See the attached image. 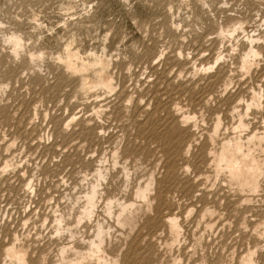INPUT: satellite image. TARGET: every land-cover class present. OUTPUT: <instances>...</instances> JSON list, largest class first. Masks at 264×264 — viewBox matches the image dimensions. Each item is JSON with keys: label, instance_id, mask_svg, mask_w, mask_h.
Here are the masks:
<instances>
[{"label": "rangeland", "instance_id": "1", "mask_svg": "<svg viewBox=\"0 0 264 264\" xmlns=\"http://www.w3.org/2000/svg\"><path fill=\"white\" fill-rule=\"evenodd\" d=\"M238 22L244 23V29H238L234 33H230L229 31L233 30ZM248 35H252L255 39L252 46H256L253 47L256 48L259 54L254 58L255 60L250 57V68L245 69L242 67L243 65H240L242 63L240 60L245 57V53L249 48V43L247 41ZM14 38L19 39V44H15ZM70 50L71 52L74 51L78 56V58L75 59V63L77 61H81L80 63L85 62V64L89 63V65L91 63L87 71H82V75L85 78H89L91 81L98 79V75L100 74L99 67L93 66V61L105 62V71L108 72V75L110 73L109 77L111 78V82H114L113 84L111 83L112 87L106 90V88L103 89L104 87L95 86L94 88L91 87L88 88V90L81 91V80L79 78L82 72L73 74L67 71L65 67L64 61H66V54ZM217 57L220 59L214 64ZM187 60L189 61L188 65L184 63ZM181 63L186 64V66ZM77 64H79V62H77ZM193 65L199 67L196 68ZM209 66H212V68L209 69L210 71L206 70ZM263 67L264 0H0V259L4 257L3 250L12 243H15V245L19 243L20 245H18L23 249L27 247L28 251H26L27 249L25 251L29 254L27 253L26 255L25 264H34L35 262V264H47L48 262V264H55V260L57 262L59 260L60 245L66 246L68 244L72 246L69 248V252L66 253V255L69 254L70 256H67L74 257L76 253L74 252L72 254L73 251L81 252V250H79L81 248L83 251L85 249L87 251L86 243L93 239L94 236L92 235H94L95 223L100 221L99 223L103 222L102 224L107 226L108 233L110 232V235L106 236L107 239L105 238L103 243L104 248L106 247L105 252L107 249L109 251L106 252L107 254L105 253L106 258L111 259V257H119L118 264H128L123 263V260L121 263V259L124 257L123 253L127 249L126 247H129L131 244L132 238L130 237H133L135 233L141 234L142 237L140 238L144 239V241L142 239L140 240V238L138 239L140 240L141 249L144 250L141 254L146 255L147 252H149L147 254L148 258L151 257V253L153 255L152 257L154 259L152 258L153 260L151 259L149 264H245L241 263V260L244 259L243 257H246L249 251L252 252V250L253 257L251 256V264H264V175L260 177V181H263L259 185L258 192H256L259 198L255 193L254 195L256 198L254 196V199H251L250 203L249 201L246 203L240 200L242 205L240 206L238 198L241 197L244 192H242L240 196V194H238L240 193L238 192L240 190H238V186L230 184L227 179L225 182V176L222 173L221 174L224 176L223 178L220 174L216 177L212 163L207 162V167L205 162L208 161L211 156L209 153V151L211 152L210 149L214 150L218 147L219 138L223 137L222 133L228 132L229 130L231 131L230 117L226 116L223 118L222 133L220 132L221 134H219L216 139L217 144L216 142L214 143L217 147L215 148V145L211 144L209 138L205 140L209 133L207 130L211 128L212 119L214 117L212 116V112L218 109V111L223 114L222 112L226 108L224 102L228 101L226 100L227 97H220V91H222L223 88L228 87L227 89L229 92H227V95H229V93L238 94L237 101L239 102L238 104L241 110L245 108L246 103L251 101L248 95L256 91L260 100L258 99L257 105L252 106L251 108L253 109L248 111L252 113V115L248 116V119H250L252 123L255 121L258 124L261 123L259 124L260 127L264 126V76H261L262 73V75H264ZM189 68L192 70L190 71ZM94 69L96 71H93ZM192 72L194 73L192 74ZM203 72H207V74ZM216 72H218V74H216ZM200 73L201 75L199 76ZM215 74L218 80L211 88L205 83H207L209 77L212 75L215 76ZM222 76L224 80L221 79ZM185 77L186 79H184ZM181 78H183V81ZM190 78H192V80ZM165 79L169 81L166 82ZM189 80L194 82L190 83ZM198 80L199 83H197ZM187 83L188 85H186ZM186 86H189V92H187L188 88ZM206 88H208L209 92L206 91ZM252 88L254 90H252ZM156 89L157 91L155 93H157V95L159 93V97L153 92ZM185 89L186 92L184 91ZM169 90L171 92H169ZM178 91L180 93L178 96L179 99L177 98L178 94H176ZM190 92L192 96H190ZM201 92H204L203 95L205 92H214L207 106V103L205 104L204 102L200 104L199 98L200 96L202 97ZM172 96H174V101L171 99L173 98ZM196 96L197 98H194ZM160 97L163 99L159 101ZM164 97L171 99L168 100L169 105H167V100L164 99ZM223 98L225 99L224 102H222ZM135 101L139 102L136 103ZM173 102L174 104L176 102L174 108L172 106L173 104H171ZM219 102H222V104L220 105ZM197 103L198 105H196ZM160 104L162 107H159ZM170 104L173 109L179 104V106H181L180 109H184V111L182 110L184 113H188L187 109H192L188 113L190 115L192 113V115L196 116L198 113L195 111L199 110L197 111L200 112L198 114L199 116L195 117V120L200 119V124H198L199 121H196L198 122L196 123V126L198 125L197 130L200 132L198 133L194 126L189 127L192 128L189 130H193V133L196 132V139L197 135H199L203 129L204 133L202 132L203 134L201 133L202 135H199L202 139L198 136V140L195 142L198 145L195 143L192 144V155L188 157L187 160H190L188 163L191 165L196 162H201V159H203V161L205 160L204 165L206 167L204 165L202 166L199 174L201 176L197 180V178L194 179L196 177V172L191 166L192 168L190 167V170L187 171L189 186L186 189H190L189 192L186 193L187 190H185L184 193L180 188H175L176 190L172 189L169 192L170 194L168 193L171 197L168 196L167 198L166 196V198L169 199L168 204L166 201L165 204L167 205H162L165 208L161 206L159 207L161 211H159L160 209H158L156 205L153 206V203L156 201L151 200V202H149L152 206L151 204L150 206L145 205V202L141 199V203H139V198H136L135 192L139 185L143 187L150 179V182L153 181L152 185L156 186V179H161L163 176V169L161 167L163 162L162 159L164 158L162 155L163 151L161 146L158 143L157 145L155 140L152 139V136L156 135V132H158L157 126L164 120H172V113L170 111L172 108H169ZM144 105L146 107H143ZM218 105L222 107V111ZM179 106L177 108H179ZM183 106H185V108ZM200 106H202V110ZM214 107L219 108L215 109ZM255 108L258 109L256 110ZM176 109L175 111H179V109ZM154 111L155 113L158 111L156 113L157 117L152 119V115L155 116ZM204 111H206V113L203 114ZM207 112L209 113L208 115ZM202 115L203 117L201 119ZM205 117L209 118L205 120ZM145 118L149 120L147 121ZM137 125L141 126L138 127ZM249 127L252 128L253 125H249ZM205 128L207 129L205 130ZM152 131L155 132L153 133ZM259 131L262 132L263 129L256 130V132ZM185 134L188 135L190 133L187 132ZM190 135L185 136L184 140L190 139L192 137V135ZM205 135H207V137ZM150 137L152 140H149ZM203 144H206L205 148H210L209 145H212L213 148L211 147L209 150H205ZM154 145L156 148H154ZM197 148L202 149V151L200 150L202 155L199 154ZM195 152L197 153L195 154ZM199 155L202 157L204 156V158H200ZM262 155V158H264V153H262ZM157 157L158 159H155ZM191 159L195 161L199 159V161L197 160L195 162ZM156 165L159 166L157 167ZM203 167L205 169H203ZM99 169V172L105 176L104 178L102 174L101 177H99L98 173H96ZM189 175L192 176L196 183L192 181V178H189ZM205 176L211 179H206L204 178ZM96 179L101 182L99 183ZM190 180L192 182H190ZM205 180H207L208 184L205 183ZM144 181H146V183H144ZM92 183L97 184L98 189L100 188L99 190L101 193L99 192L97 197V203L99 204H96L97 207L93 218L90 220L91 222L84 220V222L82 221L83 223L81 222L76 226L74 220L79 211L78 209L81 208L82 203H84V195ZM194 183L197 185H194ZM227 183H229V185ZM98 184L101 185L99 186ZM190 184L191 186L193 185V187H191L193 190L190 188ZM198 184L199 187L201 185L205 193L207 190V193L210 191L213 194H200L203 190L200 191L201 188L198 187ZM155 186H151L150 192H153L152 194L150 193L151 196L157 193V186ZM230 187H233L231 188L232 191H230ZM173 191H177V193ZM234 191H237L235 192L236 194L233 193ZM195 192L197 194H195ZM192 193H194V196ZM183 194L186 195L187 198H191V200L185 198ZM178 195L179 197L182 195V200ZM232 195L236 198L239 195L237 200L235 198V202H233L234 197ZM200 196L202 200H200ZM123 198L124 202L126 200L136 205H134V213L136 216L143 217L144 215L145 218L144 220H137L136 218L135 225H129L130 227L125 225V230L122 229L124 225L120 226L119 223L116 222L117 220H115V217H117V213L115 212L119 209L116 207L118 206L116 203H121ZM170 198H172L171 202H169ZM106 199L111 201L115 199L113 201L115 205H110L111 215H109L106 209ZM119 199L121 200L119 201ZM194 199L199 205H196ZM205 199H208V202ZM183 200H189L190 203L186 205L187 202L184 204L185 202ZM226 200H231V202H229L230 205H228V201ZM210 201L211 203L208 205ZM192 202H194V204ZM200 202L203 203L201 204ZM213 203L215 204L213 205ZM224 203L227 204L225 205ZM237 204H239L241 208L238 207ZM142 205L143 209L140 208ZM205 205L207 207L212 205L210 208L214 206L213 208L218 209L220 207L219 209H221L222 207L223 209L217 210L219 215L216 216L219 218L216 220V228L213 229V232L215 231L216 233L212 231L210 233L209 230H207L208 232L201 230V228L204 229V226H202L204 224L202 223L203 220L200 222L201 217L199 216L198 218L199 214L195 215L196 212L199 213V210L205 209ZM234 205L238 208L236 209V206L234 208ZM243 205L247 207L245 208ZM146 206L150 210L156 209L152 211L153 214L155 212L157 213L152 215V212L148 210ZM172 206L174 208H172L173 211L171 210ZM177 207L179 208L177 209ZM180 207L182 210H180ZM189 207L195 209L193 210ZM113 210L114 212H112ZM176 210H178L179 213L181 211L179 215L181 219L179 218V221L182 220L180 221V223L182 222L180 224V233L182 236L180 235V240L172 243L166 235L167 232L164 230L165 227L160 225L157 218L163 212L176 213L178 212ZM188 210H190L191 213L189 212L188 214ZM158 212H160V214ZM182 212L184 215L187 213V216H184ZM59 214H62L66 219V222L64 220L65 225H68V227L74 225L70 226L74 236H70L69 232L65 233L66 230H64V232L62 231L63 233L59 235L55 232V218ZM188 215L192 216L193 219H190ZM220 215L227 217H222ZM153 216H157L155 217L156 219ZM226 218L228 219L226 220ZM253 219L256 221L254 222ZM191 220L195 222L192 223ZM183 221H185L186 225L189 223L187 226L190 225L192 230L189 229V227L187 229ZM225 221L227 223H225ZM196 222L197 224H201L198 225L199 228L201 227L200 229L196 227L197 224L192 226V224ZM242 222L244 224H242ZM253 222L255 225H253ZM105 223L108 224L105 225ZM149 224L151 226H148ZM251 225H253L252 227H254V229L249 227ZM136 226H138L139 229ZM65 227L67 226H64V228ZM194 227H196L197 230ZM155 228L160 232H163L160 230L163 228L165 231V233H161L163 236ZM122 231L123 235L121 233ZM152 231L153 234L154 232L156 234L153 235ZM185 231L186 235H184ZM191 231L197 233L199 236L193 233L194 236L197 237L195 240L197 245L195 241H193L194 237L191 236L193 235ZM199 231L202 233L204 232V237L201 232V235H199ZM208 233H210L211 236ZM125 234L129 235L127 240L129 239L130 241H126ZM148 234L149 236H147ZM189 234H191V237H189ZM252 234L256 236L257 234L263 235H260L261 237H253ZM15 236H17V239H15ZM152 237H155L154 240H159V238L160 240H156L157 242L155 241V243ZM165 237L169 240H166ZM146 239H150V241ZM255 240L257 241L255 242ZM148 241L150 245L147 244ZM160 241L161 243H159ZM152 242L154 244H152ZM170 242L173 244V248L172 246L169 247V244L167 245L168 248H172V250L168 248L165 249L164 247H167L166 243ZM177 244H181L178 245V249L175 248ZM68 245L66 247H68ZM254 248H256V251ZM141 249L139 250L140 252L142 251ZM167 249L170 251L168 252ZM193 249L195 251H193ZM86 251L84 252L86 253ZM180 251L183 253H180ZM110 252L112 255L109 254ZM175 252H177L176 255ZM118 253H120L119 256ZM166 254L169 257H167ZM121 256L123 257L120 259ZM27 259L30 262H28ZM89 259L91 258H88V260L85 259V261H83L85 263L82 264H86L87 261L89 264L96 263L95 260L92 262V260L89 261ZM149 261L150 259L148 262ZM7 262L9 264L14 263L8 259L5 263L8 264Z\"/></svg>", "mask_w": 264, "mask_h": 264}, {"label": "bare ground", "instance_id": "2", "mask_svg": "<svg viewBox=\"0 0 264 264\" xmlns=\"http://www.w3.org/2000/svg\"><path fill=\"white\" fill-rule=\"evenodd\" d=\"M238 29H241V30H243L244 29V23L243 22H238L237 23V26L236 27H234L233 28V30H230L229 32L230 33H234L236 30H238ZM224 32V31H223ZM13 38V37H12ZM221 40V39H220ZM14 41H15V44L17 43V44H19V39L18 38H14ZM247 41H248V43H249V48H248V51L245 53V57L242 59V60H240V61H242V63L240 64L242 67H244L245 69H249L250 68V65H251V58L250 57H252V59H254L259 53H258V51L256 50V48H254V47H256V46H252V43L253 42H255V39L253 38V36L252 35H248L247 36ZM21 42V41H20ZM14 46H17V45H14ZM213 46V45H212ZM18 48V47H17ZM258 49V48H257ZM67 51V50H66ZM67 57H66V61H64L65 62V67H66V69H67V71H69L70 73H73V74H79L78 72H82V71H84V70H86L87 71V69H89V66L91 65V63H90V65H89V63L88 64H85V62H83V63H80L81 61H77V62H79V64H77V62L75 63V59H77L78 58V56H77V54L74 52V51H72L71 52V50L70 51H68L67 52ZM82 58V57H81ZM223 58V57H222ZM220 58L219 57H217L216 59H215V62H214V64H216L217 63V61L219 60ZM98 60V59H97ZM102 60V59H101ZM173 60V59H172ZM189 61H190V59H188ZM185 61L184 63H186L187 65H188V63H189V61ZM255 60V59H254ZM254 60H253V62H254ZM85 61V60H84ZM169 61H171V60H169ZM204 61V60H203ZM94 62V63H93ZM92 63H93V66H98L99 68V72H100V74L98 75V79H96V80H94V81H91V80H89V78H85L82 74H83V72L82 73H80L81 75H80V80H81V82H80V88H81V91H85V90H88V88H91V87H95V86H101V87H104L103 89H105L106 88V90L108 89H110L111 87H112V84L114 83H112L111 82V78L109 77V75H110V73H109V75H108V72H106L105 70V62H102V61H96V60H94ZM165 62V61H164ZM167 62V61H166ZM183 62V61H182ZM190 62H192V61H190ZM195 62V61H194ZM106 63H108V62H106ZM184 63H181L182 65L184 64ZM165 64V63H164ZM164 64H163V66H164ZM186 64H184L185 66H186ZM193 64V63H192ZM252 64H254V63H252ZM108 65V64H107ZM197 65V64H196ZM190 66H192V65H190ZM189 66V67H190ZM194 67H196L195 65H193ZM203 66V65H202ZM201 66V67H202ZM108 67V66H107ZM199 67V66H198ZM198 67H196V68H198ZM164 68V67H163ZM203 68V67H202ZM212 68V66H209V67H207L206 68V70H209V69H211ZM264 68V67H263ZM91 69H92V67H91ZM148 69V68H147ZM171 69H172V67H171ZM219 69V68H218ZM65 70V69H64ZM187 70V69H186ZM189 70H190V68H189ZM192 70V69H191ZM190 70V71H191ZM196 70V69H195ZM202 70V69H201ZM205 70V71H206ZM85 71V72H86ZM93 71H96L95 69L93 70ZM149 71V70H148ZM194 71V70H193ZM204 71V70H203ZM210 71V70H209ZM248 71V70H247ZM250 71H251V69H250ZM260 71H262V70H260ZM168 72V71H167ZM175 72V71H174ZM184 72V71H183ZM196 72H197V70H196ZM220 72V71H219ZM249 72V71H248ZM264 72V71H263ZM152 73V72H151ZM177 73V72H176ZM188 73V72H187ZM194 72H192V74H193ZM204 73V72H203ZM206 74H207V72H205ZM204 73V74H205ZM94 74V73H93ZM216 74H218V72H216ZM215 74V76H211V77H209L208 78V81H207V83H205V84H208V86L209 87H213V85H214V83L218 80L217 79V75ZM259 74H261V73H259ZM263 74V73H262ZM261 74V76H264V75H262ZM96 75V74H95ZM201 75V73L199 74V76ZM203 75V74H202ZM250 75V74H249ZM86 76V75H85ZM177 76V75H176ZM188 76H189V74H188ZM188 76H187V78H188ZM193 76V75H192ZM210 76V75H209ZM191 77V76H190ZM204 77V76H203ZM207 77V76H206ZM221 77V76H220ZM94 78H96V77H94ZM93 78V79H94ZM177 78V77H176ZM179 78V77H178ZM196 78V77H195ZM226 78V77H225ZM260 78V77H259ZM159 79V78H158ZM161 79V78H160ZM163 79V78H162ZM174 79V78H173ZM172 79V80H173ZM184 79H186V77L184 78ZM191 80H192V78H190ZM205 79H207V78H205ZM221 79H223V76H222V78ZM264 79V78H263ZM262 79V80H263ZM181 80L183 81V78H181ZM188 80V79H187ZM193 80H194V77H193ZM203 80V79H202ZM201 80V81H202ZM224 80V79H223ZM226 80H228V79H226ZM156 81V80H155ZM165 81L167 82V81H169V80H166L165 79ZM195 81H196V79H195ZM204 81V80H203ZM189 82L190 83H193L194 81H190L189 80ZM221 82V81H220ZM226 82V81H225ZM225 82H224V84H225ZM112 83V84H111ZM125 83V82H124ZM161 83V82H160ZM169 83V82H168ZM184 83H185V80H184ZM197 83H199V80L197 81ZM204 84V83H203ZM217 84V83H216ZM221 84H222V82H221ZM230 84V83H229ZM242 84V83H241ZM164 85V84H163ZM167 85V84H166ZM184 85V84H183ZM186 85H188V83L186 84ZM198 85V84H197ZM196 85V86H197ZM220 85V84H219ZM218 85V86H219ZM227 85V84H226ZM258 85V84H257ZM260 85V84H259ZM77 86V85H76ZM158 86V85H157ZM162 86V85H161ZM189 86H190V84H189ZM189 86H186L187 88L189 87ZM192 86V85H191ZM199 86V85H198ZM218 86H216V87H218ZM101 87H99V88H101ZM115 87V86H114ZM149 87V86H148ZM179 87V86H178ZM177 87V88H178ZM184 87V86H183ZM185 87V88H186ZM194 87V86H193ZM253 87V86H252ZM259 87V86H258ZM264 87V86H263ZM74 88V87H73ZM79 88V89H80ZM97 88V87H96ZM175 88V87H174ZM173 88V89H174ZM176 88V89H177ZM186 88V89H187ZM195 88V87H194ZM210 88V89H211ZM228 87H225V88H223L222 89V91H220V97L221 96H226L227 97V99L226 100H228L226 103L224 102V98H223V101L222 102H224V104H226V108H225V110L222 112L223 114H221L219 111H218V109L217 108H219V107H214L215 109H217V110H215V111H213L212 112V116H214L213 117V119H212V123H211V128L210 129H208L207 131H209V133L207 134L208 135V137H207V135H205L207 138L205 139V140H208V138H209V141L211 142V144L213 145L215 142H216V139H217V137L219 136V134H221L222 132H221V130H222V123H223V118H225L226 116H228V117H230V128H231V131L229 130L228 132H225V133H222L223 134V137H221V138H219L220 140L218 141V147L215 145V148L216 149H214V150H212V149H210L211 147H212V145H209V147L210 148H205V145L203 144V146H204V148H205V150L206 149H210L211 150V152L209 151V153L211 154V156H210V158H209V160L208 161H205L206 162V166L208 167V164H207V162H210V163H212V165H213V167H214V171H215V176L217 177L219 174L220 175H224L225 176V182H226V179H227V181L230 183V184H232V185H235V186H238V192H240V193H238V194H240V196L241 197H239L238 198V196H237V198L239 199V201L241 200V201H245L246 203H248V201H249V203H250V200L252 199H254L253 197L255 196L254 194L256 193V192H258L257 190H258V188H259V185L261 184V182L263 181H260V177L262 176V175H264V158H262V153H264V126H261L260 127V125L259 124H261V123H256V121L255 122H253L252 123V121H250V119H248L249 117V115H252V113H249L248 111L250 110V109H253V108H251L252 106H256L257 105V101H258V99L260 98L259 97V95L256 93V91L255 92H252V94L251 93H249V94H251V95H248V96H250V99L249 100H251L249 103H246L245 104V108H243V110H241L240 108H239V102L237 101L238 100V94L236 93V94H230L229 93V95H227V92H229V90L227 89ZM113 89V88H112ZM153 89V88H152ZM160 89V88H159ZM186 89L184 90L185 92H186ZM193 89V88H192ZM203 89V88H202ZM207 90L206 91H208L209 92V90H208V88H206ZM165 90V89H164ZM204 90V89H203ZM228 90V91H227ZM252 90H254L253 88H252ZM112 91V90H111ZM153 91V90H152ZM157 91V89L155 90V91H153L154 93ZM166 91V90H165ZM173 91H176V90H173ZM213 91V90H212ZM215 91V90H214ZM148 92V91H147ZM159 92V91H158ZM162 92V91H161ZM160 92V93H161ZM169 92H171L170 90H169ZM187 92H189V88H188V91ZM192 92V91H191ZM189 93L190 94V96H192L191 94L192 93ZM208 92H205V94L203 95V93L204 92H201V94H202V97L200 96V98H199V100H200V104H202V102H204L205 104H206V106L208 105V102L211 100L210 98H212L211 97V95H212V93H214V92H212V93H208ZM125 93V92H124ZM82 94V93H81ZM176 94H178L177 95V98L179 99V91H178V93L176 92ZM187 94V93H186ZM110 95V94H109ZM151 95V94H150ZM149 95V96H150ZM155 95H157V93H155ZM166 94L164 93V96H165ZM169 95H170V93H169ZM185 95V94H184ZM123 96V95H122ZM158 97H159V93H158V95H157ZM181 96V95H180ZM199 96V95H198ZM124 97V96H123ZM154 97V96H153ZM153 97H152V99H153ZM166 97V96H165ZM164 97V99H166L167 100V102L166 101H164V102H166L167 103V105H169L168 104V100H173L174 99V96H172L173 98H171V99H167V98H165ZM215 97V96H214ZM219 97V96H218ZM217 97V98H218ZM181 98V97H180ZM183 98V97H182ZM194 98H197V96L196 97H194ZM146 99V98H145ZM151 99V100H152ZM160 99H163V98H159V101H160ZM176 99V98H175ZM187 99V98H186ZM190 99V98H189ZM192 99V98H191ZM215 99H216V97H215ZM240 99V98H239ZM243 99V98H242ZM150 100V101H151ZM156 100V99H155ZM244 100V99H243ZM260 100V99H259ZM154 101V100H153ZM158 101V102H159ZM174 101V100H173ZM176 101H178V100H176ZM194 101V100H193ZM241 101V100H240ZM136 102V101H135ZM137 102H139V101H137ZM136 102V103H137ZM170 102V101H169ZM172 102V101H171ZM183 102V101H182ZM187 102V101H186ZM189 102V101H188ZM197 102V101H196ZM195 102V103H196ZM222 102H219L220 103V105L222 104ZM126 103V102H125ZM129 103V102H128ZM135 103V104H136ZM148 103V102H147ZM163 103V102H162ZM165 103V104H166ZM218 103V104H219ZM260 103V102H259ZM134 104V103H133ZM158 104V103H157ZM156 104V105H157ZM171 104H173L172 106H173V108H174V106H175V104H176V102H175V104H174V102L173 103H171ZM171 104H170V106H169V108L171 107ZM180 104V103H179ZM179 104H178V106H179ZM217 104V103H216ZM137 105V104H136ZM140 105V104H139ZM143 105V104H142ZM156 105H154V106H156ZM181 105V104H180ZM183 105V104H182ZM196 105H198V103L196 104ZM259 105V104H258ZM161 106V104L159 105V107ZM177 106V107H178ZM194 106V105H193ZM217 106V105H216ZM143 107H146L145 105L143 106ZM157 107V106H156ZM162 107V106H161ZM164 107V106H163ZM166 107V106H165ZM176 107V108H177ZM184 108H185V106H183ZM182 107V108H183ZM201 108V110H202V106H200ZM224 107V106H223ZM258 107V106H257ZM98 108V107H97ZM153 108V107H152ZM158 108V107H157ZM172 108V107H171ZM170 108V109H171ZM168 109V110H170L171 111V113H172V120L170 121V120H168V121H166V120H164L160 125H158L157 126V131L158 132H156V135L155 136H152V134H151V136H152V139L153 140H155V142H156V144L158 143L160 146H161V148H162V151H163V154L162 153H160V154H162L163 155V162H162V169H163V176H162V178L161 179H156L157 180V193L155 194V195H153V196H151L150 195V190H151V186H155V185H152L153 184V181H151L150 182V180H148V182L146 183V181H147V179H148V177H147V179H146V181H144V183H146L143 187H141L140 185H139V187H138V189L136 190V192H135V196H136V198H139V203H141L140 202V199L141 200H143L144 202H145V205H149L150 206V204L151 203H149V202H151V200H153V201H156L155 203H153L154 205L153 206H157L158 207V209H160L159 207H161L162 205H164L165 203H166V201H167V204H168V200L169 199H167L168 198V193L172 190V189H175V188H180L181 190H183L184 191V193H185V190H187V192L186 193H188L189 192V190L190 189H186V188H188V184H189V182H188V180H187V171L188 170H190L189 168L192 166L193 167V170L196 172L195 174H196V177L194 178V179H196L197 178V180L200 178V176L201 175H199L200 174V169L202 168V166L204 165V161H203V159H201V162H196L197 160L199 161V159H197L196 161L194 160V159H191V160H194L196 163H193V164H189L188 162L190 161V160H187V158L188 157H190L191 155H192V144L193 143H195L196 142V140H198V136L203 132L204 133V129L202 130V129H199V130H202L201 131V133L199 134V135H197V139H196V136H195V133L196 132H192L193 130H189V129H192V128H189V127H191V126H194L195 128H196V131H198L197 129V127H198V125L196 126V123H198V122H196V121H199V123L198 124H200V119H198V118H196V119H198V120H195V117H197V116H199L198 114L200 113V112H197V111H199V110H197V111H195L196 113H198L196 116L195 115H192V113H191V115L190 114H188L189 113V111H191V110H188L187 109V111H188V113L186 112V113H184V112H182V110L184 111V109H180L181 108V106H179V108H177V109H179V111H175V109ZM196 108V107H195ZM198 108H199V106H198ZM204 108V107H203ZM100 109V108H99ZM114 109V108H113ZM145 109V108H144ZM147 109V108H146ZM154 109V108H153ZM153 109H151V110H153ZM156 109V108H155ZM162 109V108H161ZM164 109V108H163ZM176 109V110H177ZM211 109V108H210ZM210 109H209V111H210ZM220 109H221V111H222V107H220ZM219 109V110H220ZM256 109V108H255ZM258 109V108H257ZM256 109V110H257ZM129 110V109H128ZM138 110V109H137ZM136 110V111H137ZM159 110V109H158ZM180 110H181V112H180ZM205 110V109H204ZM156 111V110H155ZM155 111H154V113H155ZM208 111V112H209ZM211 111H212V109H211ZM141 112V111H140ZM144 112H145V110H144ZM158 112V111H157ZM156 112V113H157ZM160 112V111H159ZM161 112H162V110H161ZM207 112V115L209 114ZM253 112V111H252ZM257 112V111H256ZM118 113V112H117ZM149 113V112H148ZM148 113H147V116H148V118H149V115H148ZM151 113V112H150ZM156 113H155V116L154 115H152L153 117H152V119L154 118V117H157V115H156ZM163 113V112H162ZM162 113H160V114H162ZM204 113H206V111H204L203 112V114ZM136 114H137V112H136ZM152 114V113H151ZM150 114V115H151ZM160 114H159V116H160ZM164 114V113H163ZM193 114H195V113H193ZM211 114V113H210ZM95 115V114H94ZM144 115V114H143ZM164 116H165V114H164ZM204 116H206V115H204ZM210 116V115H209ZM75 117V116H74ZM122 117V116H121ZM166 117V116H165ZM202 117H203V115L201 116V119H202ZM73 118V117H72ZM71 118V119H72ZM200 118V117H199ZM209 118V117H208ZM208 118H206L205 117V120H207ZM211 118V117H210ZM262 118V117H261ZM146 119V118H145ZM151 119V120H152ZM165 119V118H164ZM204 119V118H203ZM252 119V118H251ZM86 120V119H85ZM139 120V119H138ZM147 121L149 120V119H146ZM145 120V121H146ZM150 120V121H151ZM226 120V119H225ZM73 121V120H72ZM136 121V120H135ZM146 121V122H147ZM155 121V120H154ZM156 121H157V119H156ZM132 122H134V121H132ZM160 122V121H159ZM203 122V121H202ZM150 123V122H149ZM156 123V122H155ZM158 123V122H157ZM204 123V122H203ZM206 123H207V121H206ZM142 124H143V122H142ZM190 124V125H189ZM202 124V123H201ZM56 125V124H55ZM144 125H146V124H144ZM143 125V126H144ZM154 125V124H153ZM209 125V124H208ZM207 125V126H208ZM226 125V124H225ZM249 125H253V127L251 128V127H249ZM263 125V124H262ZM83 126V125H82ZM138 127H140L139 125H137ZM142 126V127H143ZM200 126V125H199ZM60 127V126H59ZM94 127V126H93ZM151 127V126H150ZM150 127H149V129H150ZM155 127V126H154ZM153 127V128H154ZM210 127V126H209ZM55 128V127H54ZM156 128V127H155ZM89 129V128H88ZM92 129V128H91ZM139 129H141V128H139ZM149 129H147V130H149ZM194 129V128H193ZM207 128H205V130H206ZM224 129V128H223ZM259 129H263V131L262 132H256V130H259ZM96 130V129H95ZM99 130V129H98ZM225 130H226V128H225ZM143 131V130H142ZM156 131V130H155ZM154 131V132H155ZM194 131H195V129H194ZM206 131V132H207ZM224 131V130H223ZM139 132V131H138ZM153 132V131H152ZM153 132V133H154ZM190 133L191 135H192V137L190 138V139H188V140H184V137L185 136H188V135H190V134H185V133ZM200 131H198V133H199ZM221 132V133H220ZM81 133V132H80ZM145 133H146V131H145ZM202 133V134H203ZM144 134V133H143ZM185 134V135H184ZM201 134V135H202ZM55 135V134H54ZM57 135V134H56ZM61 135V134H60ZM128 135V134H127ZM154 135V134H153ZM184 135V136H183ZM190 135V136H191ZM91 136V135H90ZM141 136V135H140ZM146 136V135H145ZM147 136H148V131H147ZM204 136V137H205ZM96 137V136H95ZM200 137V136H199ZM187 138H189V137H187ZM140 139V138H139ZM151 139V137H150V139L149 140H152ZM200 139H202V137H200ZM135 140V139H134ZM204 140V139H203ZM92 141V140H91ZM97 141V140H96ZM199 141H202V140H199ZM68 142V141H67ZM141 142V141H140ZM154 142V141H153ZM198 142V141H197ZM204 142V141H203ZM202 142V143H203ZM69 143V142H68ZM71 143V142H70ZM151 143H152V141H151ZM201 143V144H202ZM206 143H207V141H206ZM85 144V143H84ZM131 144V143H130ZM154 144V143H153ZM155 144V145H156ZM157 144V145H158ZM196 144V143H195ZM200 144V143H199ZM216 144H217V142H216ZM149 145V144H148ZM155 145H154V148H156L155 147ZM196 145H198V144H196ZM58 146V145H57ZM138 146V145H137ZM202 146V147H203ZM127 147V146H126ZM136 147V146H135ZM147 147V146H146ZM158 147V146H157ZM193 147H194V145H193ZM64 148H65V146H64ZM125 148V147H124ZM196 148V147H195ZM201 148V147H200ZM203 148V149H204ZM213 148V147H212ZM88 149H89V147H88ZM119 149V148H118ZM127 149V148H126ZM137 149V148H136ZM198 149V148H197ZM196 149V150H197ZM153 150V149H152ZM199 150V154H201V152H200V150L202 151V149H198ZM205 150H204V152H205ZM154 151H156V150H154ZM157 151H159V150H157ZM161 151V150H160ZM60 152V151H59ZM122 152V151H121ZM129 152V151H128ZM153 152V151H152ZM197 152H195V154H196ZM208 153V152H207ZM60 154V153H59ZM134 154V153H133ZM137 154V153H136ZM147 154V153H146ZM153 154H154V152H153ZM159 154V155H160ZM118 155H120V154H118ZM132 155V154H131ZM155 155V154H154ZM202 155V154H201ZM204 155V154H203ZM206 155V154H205ZM207 155H209V154H207ZM89 156V155H88ZM116 156V155H115ZM139 156V155H138ZM200 156V155H199ZM199 156H196V157H199ZM132 157V156H131ZM135 157V156H134ZM202 156H200V158H201ZM126 158V157H125ZM161 158H162V156H161ZM202 158H204V156L202 157ZM88 159V158H87ZM135 159V158H134ZM155 159H158V157L157 158H155ZM207 159V158H206ZM5 161V160H4ZM132 161V160H131ZM134 161V160H133ZM160 161H161V159H160ZM159 161V162H160ZM137 162V161H136ZM90 163V162H89ZM161 163V162H160ZM125 164V163H124ZM158 164V163H157ZM5 165H6V163H5ZM211 165V166H212ZM7 166H8V163H7ZM157 167L159 166V165H156ZM205 166V165H204ZM205 166V167H206ZM211 166H209V167H211ZM126 167V166H125ZM191 167V168H192ZM124 168V167H123ZM160 168V167H159ZM96 169V168H95ZM203 169H205L204 167H203ZM203 169H202V171H203ZM211 170V169H210ZM100 171V169L98 170V172H96V173H98V176L99 177H101V172H99ZM162 171V170H161ZM148 172V171H147ZM156 172V171H155ZM208 172V171H207ZM206 172V173H207ZM93 173H95V172H93ZM133 173V172H132ZM145 173V172H144ZM160 173V172H159ZM191 173V172H190ZM193 173V172H192ZM213 173V172H212ZM222 173V174H221ZM152 174V173H151ZM96 175V174H95ZM127 175V174H126ZM198 175H199V177H198ZM210 175V174H209ZM213 175V174H212ZM222 175V178L224 177ZM18 176V175H17ZM85 176V175H84ZM97 176V175H96ZM95 176V177H96ZM102 176H103V174H102ZM156 176V175H155ZM154 176V177H155ZM190 176V175H189ZM195 176V175H194ZM105 176H103V178H104ZM216 177H214V178H216ZM220 177V176H219ZM264 177V176H263ZM98 178V177H97ZM102 178V179H103ZM151 178V177H150ZM189 178H192V176H190ZM203 178V177H202ZM204 178H206V179H209V178H207L206 176L204 177ZM212 178H213V176H212ZM88 179V178H87ZM101 179V178H100ZM154 179V178H153ZM193 179V178H192ZM194 179L192 180L193 182H195L194 181ZM211 179V178H210ZM264 179V178H263ZM81 180V179H80ZM97 180V179H96ZM95 180V181H96ZM155 180V181H156ZM202 180V179H201ZM82 181V180H81ZM98 181V180H97ZM191 180H190V182H192ZM203 181H204V179H203ZM206 182L205 183H207V180H205ZM223 181V180H222ZM99 182V181H98ZM101 182V181H100ZM99 182V183H100ZM199 182V181H198ZM209 182V181H208ZM224 182V183H225ZM86 183V182H85ZM88 183V182H87ZM95 183V182H94ZM156 183V182H155ZM154 183V184H155ZM196 183V182H195ZM194 183V185H197V184H195ZM199 183H201V182H199ZM203 183V182H202ZM205 183H204V186H205ZM229 183H227L228 185H229ZM91 184V183H90ZM208 184V183H207ZM206 184V185H207ZM213 184V183H212ZM216 184V183H215ZM226 184V185H227ZM99 186L101 185V184H98ZM203 185V184H202ZM155 186V187H156ZM187 186V187H186ZM191 187H193V185L191 186V184H190V188ZM198 187H199V184H198ZM234 187V186H233ZM233 187H230L229 189H231V188H233ZM199 188H201V185H200V187ZM100 189V188H99ZM98 189V186H97V184H93L92 183V185L91 186H89V188H88V191H86V193H85V195H84V203H82V206H81V208H79L78 210V213H77V216H76V218H75V224H76V226L77 225H79L82 221L84 222V220H88V221H90L92 218H93V216H94V214H95V209H96V204L98 205L99 203H97V197H98V195H99V192H100V190ZM156 189V188H155ZM177 189V190H178ZM192 190H193V188H191ZM205 189H207V188H205ZM224 189V188H223ZM235 189V188H234ZM105 190V189H104ZM176 190V189H175ZM181 190H179L180 192H183V191H181ZM191 190V191H192ZM194 190H195V188H194ZM198 190V189H197ZM203 189L201 188V190L200 191H202ZM215 190V189H214ZM237 190V189H236ZM106 191V190H105ZM154 191V190H153ZM156 191V190H155ZM178 191V192H179ZM230 191H232V189L230 190ZM174 192V191H173ZM172 192V193H173ZM176 193H177V191H175ZM174 192V193H175ZM193 192V191H192ZM199 192V191H198ZM208 191L206 190V193L204 192V190L200 193V194H202L203 193V195L205 194H213V193H211L210 191H209V193H207ZM235 192H237V191H234L233 193L234 194H236ZM242 192H244V193H242ZM101 193V192H100ZM103 193V192H102ZM153 193V192H152ZM151 193V194H152ZM173 193V194H174ZM228 193V192H227ZM242 193V194H241ZM170 194V193H169ZM190 194V193H189ZM193 194V196H194V193H192ZM195 194H197L196 192H195ZM180 195V194H179ZM179 195H178V197H179ZM223 195V194H222ZM258 194L256 193V196H257ZM166 196H167V198H166ZM173 196V195H172ZM182 196V195H181ZM181 196L179 197L180 199H181ZM183 196H185V198H187L186 197V195H184L183 194ZM188 196V195H187ZM192 196V195H191ZM199 196V195H198ZM202 196V195H201ZM201 196H200V198H201ZM220 196V195H219ZM228 196V195H227ZM233 196V195H232ZM256 196H255V198H256ZM100 197V196H99ZM125 197V196H124ZM129 197V196H128ZM169 197H171V196H169ZM174 197V196H173ZM203 197V196H202ZM234 198V200H233V202H235V196H233ZM258 197V196H257ZM120 198V197H119ZM122 198V197H121ZM177 198V197H176ZM183 198V197H182ZM196 198H198V197H196ZM205 198V197H204ZM207 198V197H206ZM210 198V197H209ZM208 198V199H209ZM227 198V197H226ZM237 198H236V200H237ZM259 198V197H258ZM171 199L172 198H170V201L169 202H171ZM187 199H189V200H191V198H187ZM192 199H193V197H192ZM207 199V200H208ZM231 199V198H230ZM115 200V199H114ZM113 200V201H114ZM121 199H119V201H120ZM123 201H121V203H119V204H117L116 203V205H118V206H116L117 208H119L118 209V211H116L115 213H117V217H115V220H117L116 222H118L119 223V225L121 226H123V228L122 229H124V228H126V226L125 225H127V226H133V225H135V223H136V218H137V220H144L145 218H144V215L143 214H145V213H143V214H141V215H143V217H139V216H136V214L134 213L135 212V210H134V203H132V202H128V201H126L125 200V202H124V198L122 199ZM138 200V199H137ZM136 200V201H137ZM174 200V199H173ZM172 200V201H173ZM179 200V199H178ZM177 200V201H178ZM182 200V199H181ZM189 200H187V201H184L185 203L184 204H186V202H187V204L186 205H188V203H190V201ZM195 200V199H194ZM200 200H202V198L200 199ZM206 200V199H205ZM204 200V201H205ZM206 200V201H207ZM232 200V199H231ZM231 200H226V201H228L227 203H228V205H230L229 204V202H231ZM256 200V199H255ZM113 201H111V200H108V199H106V209H107V212L109 213V215H111V209H110V205L112 204V205H115V204H113ZM117 201H118V198H117ZM117 201H115V202H117ZM143 201H142V203H143ZM182 201V202H183ZM196 201V200H195ZM194 201V202H195ZM203 201V202H204ZM241 201L240 202H238L239 204H240V206H242L241 205ZM104 202V203H105ZM194 202H192L193 204H194ZM202 202V203H203ZM208 202V201H207ZM214 202H215V200H214ZM218 202V201H217ZM216 202V203H217ZM237 202V201H236ZM135 203H137V202H135ZM138 203V204H139ZM149 203V204H148ZM177 203V202H176ZM180 203H181V201H180ZM201 203V202H200ZM201 203V204H202ZM210 203H211V201L208 203V205H210ZM219 203V202H218ZM226 203V204H227ZM167 204H165V205H167ZM172 204V203H171ZM179 204V203H178ZM207 204V203H206ZM215 203H213V205H214ZM225 204V203H224ZM225 204V205H226ZM239 204H237V206L238 207H240L239 206ZM244 204V203H243ZM79 205V204H78ZM145 205H144V207H145ZM164 205V206H165ZM170 205V204H169ZM168 205V206H169ZM175 205V204H174ZM180 205H183V204H180ZM179 205V206H180ZM190 205H192V204H190ZM189 205V206H190ZM196 205H199V203H197V201H196ZM216 205H218V204H216ZM220 205V204H219ZM222 205V204H221ZM245 205V204H244ZM243 205V206H244ZM250 205V204H249ZM257 205V204H256ZM136 206V205H135ZM146 206V207H147ZM151 206H152V204H151ZM193 206V205H192ZM203 206V205H202ZM206 206V205H205ZM212 206V205H211ZM210 206V207H211ZM235 206L236 205H234L233 207L235 208ZM236 206V209L238 208ZM247 206H248V204H247ZM246 206V207H247ZM69 207V206H68ZM112 207V206H111ZM115 207V208H116ZM138 207H140V206H138ZM143 207V205L140 207V208H142ZM187 207V206H186ZM194 207H195V205H194ZM200 207V206H199ZM210 207H207L206 206V208L205 209H202V210H199L198 212L199 213H197L196 211V214L195 215H198V218H199V216L201 217V221L200 222H202V220H203V222L202 223H204L202 226H204V229L203 228H201V230H203V231H206V232H208L207 230H209L210 231V233H211V231L213 232V229L214 228H216L215 226H216V220L219 218L218 216H216V215H219L218 213H217V210L220 208L219 206H216V207H219L218 209H216V208H210ZM229 207H232V206H229ZM245 207V206H244ZM245 207V208H246ZM251 207V206H250ZM114 208V209H115ZM136 208V207H135ZM148 208V207H147ZM147 208H145L146 210H147ZM151 208V207H150ZM156 208V207H155ZM162 208H165V207H163L162 206ZM170 208V207H169ZM172 208H173V206L171 207V210H172ZM179 207H177V209H178ZM181 208V207H180ZM185 208V207H184ZM190 209H193V207H189ZM196 208V207H195ZM194 208V209H195ZM224 208V207H223ZM241 208V207H240ZM243 208V207H242ZM143 209V208H142ZM153 209H154V207H153ZM168 209V208H167ZM174 209V208H173ZM193 209V210H194ZM198 209V208H197ZM200 209V208H199ZM221 209H222V207H221ZM221 209H219V210H221ZM225 209V208H224ZM56 210V209H55ZM139 210V209H138ZM148 210H150L149 208H148ZM147 210V211H148ZM156 209H154V210H150L151 212L152 211H155ZM165 210V209H164ZM171 210H170V212H171ZM180 210H182V208L180 209ZM184 210V209H183ZM187 210V209H186ZM185 210V211H186ZM223 210V209H222ZM226 210V209H225ZM231 210V209H230ZM243 210V209H242ZM245 210V209H244ZM248 210V209H247ZM73 211V210H72ZM142 211V210H141ZM150 211H148V212H150ZM159 211H161V209L159 210ZM163 211V210H162ZM169 211V210H168ZM173 211V210H172ZM176 211H178V210H176ZM226 211H228V210H226ZM239 211H240V209H239ZM61 212V211H60ZM59 212V213H60ZM112 212H114V210L112 211ZM136 212H137V210H136ZM139 212H140V210H139ZM148 212H147V214H148ZM150 212V213H151ZM189 212H190V210H188V214H189ZM224 212V211H223ZM69 213V212H68ZM142 213V212H141ZM155 213H157V212H155ZM154 213V214H155ZM159 214H160V212H158ZM178 213V214H177ZM180 213H181V211H180ZM180 213H179V211L178 212H176V213H161L160 214V216H158V222L160 223V225H162V227L164 226L165 227V231L167 232V236H168V238L170 239V241L173 243V242H176V241H178V240H180L179 239V237H180V235H181V233H180V224L182 223H180V221H182V220H180L179 221V215H180ZM186 213V212H185ZM191 213V212H190ZM193 213V212H192ZM246 213V212H245ZM114 214V213H113ZM138 214V213H137ZM153 214V212H152V215H154ZM158 214V215H159ZM182 214L184 215V213L182 212ZM187 214V213H186ZM184 215V216H187V215ZM221 214V213H220ZM223 215H225L224 213H222ZM251 214V213H250ZM70 215V214H69ZM115 215V214H114ZM140 215V214H139ZM146 215V214H145ZM149 215V214H148ZM147 215V216H148ZM151 215V214H150ZM157 215V214H156ZM182 215V216H183ZM192 215V214H191ZM215 215V216H214ZM242 215V214H241ZM113 216V215H112ZM189 216V215H188ZM192 216H194V215H192ZM192 216H189V218L191 219L192 218ZM220 216H222V215H220ZM66 217V216H65ZM109 217V216H108ZM138 217H139V219H138ZM149 217V216H148ZM152 217V216H151ZM154 217V216H153ZM155 217H157V216H155ZM154 217V218H155ZM222 217H227V216H222ZM229 217H231V216H229ZM234 217H236V216H234ZM107 218V217H106ZM141 218H143V219H141ZM147 218V217H146ZM150 218V217H149ZM184 218V217H183ZM182 218V219H183ZM188 218V219H189ZM195 218V217H194ZM232 218H233V216H232ZM110 219V218H109ZM113 219H114V217H113ZM153 219V218H152ZM151 219V220H152ZM156 219V218H155ZM181 219V218H180ZM185 219H186V217H185ZM193 219V218H192ZM197 219V218H196ZM221 219V218H220ZM228 218H226V220H227ZM44 220V219H43ZM64 220H65V222H66V219L64 218V216H62V214H59L58 216H56V218H55V222H56V225H55V232L59 235L60 233H63L64 232V230H66L65 231V233L66 232H69L70 234V236H74L73 234H72V232H73V230H71V227L70 226H74V225H70L69 227H68V225H65V222H64ZM102 220V219H101ZM104 220H106V219H104ZM149 220V219H148ZM187 220V219H186ZM185 220V221H186ZM225 220V219H224ZM240 220V219H239ZM244 220H246V219H244ZM87 221V222H88ZM153 221V220H152ZM156 221V222H157ZM185 221H183L184 222V224H185ZM192 221V220H191ZM197 221V220H196ZM198 221H199V219H198ZM223 221V220H222ZM221 221V222H222ZM247 221V220H246ZM253 221H254V219H253ZM256 221V220H255ZM254 221V222H255ZM70 222V221H69ZM71 222H73V221H71ZM82 222V223H83ZM91 222V221H90ZM100 222V221H99ZM99 222H96L95 223V226H94V235H92V236H94L93 237V239H91V240H89V242L88 243H86L87 244V251H86V249L84 250V251H86V253L82 250V248L81 249H79V250H81V252H83V253H81L80 251H73L72 249V254L75 252L76 253V255L74 256V257H69L70 255L69 254H67V255H69V256H67L66 255V253H68L69 252V248H71L72 246H69L68 244V247H66L65 245H60V248H59V255H58V262L55 260V264H82V263H85V262H83V261H85V259H87L88 260V258H91V259H89V261L90 260H92V262H93V260H95L96 261V263L97 264H116L117 262H118V258L119 257H117V258H113V257H111V259H109V258H106V255H105V253L108 251V249H107V251L105 252V248H104V246H103V243H104V240H105V238H106V236L107 235H110V232L108 233V228H107V226H104L102 223H99ZM105 222V221H104ZM108 222V221H107ZM144 222H146V221H144ZM149 222H150V220H149ZM187 222H188V220H187ZM186 222V223H187ZM195 222V221H194ZM193 221H192V223H194ZM253 222V223H254ZM68 223V222H67ZM140 223H142V222H140ZM140 223H137V224H140ZM148 223V222H147ZM225 223H227L226 221H225ZM224 223V224H225ZM245 223H247V222H245ZM252 223V222H251ZM250 223V224H251ZM69 224V223H68ZM72 224V223H71ZM108 224V223H107ZM106 223H105V225H107ZM143 224H145V223H143ZM189 224V223H188ZM187 224V225H188ZM197 224V222L195 223V224H192V226L194 225H196ZM219 224H220V222H219ZM223 224V225H224ZM242 224H244L243 222H242ZM242 224H241V226H242ZM257 224V223H256ZM154 225H155V221H154ZM154 225H152V226H154ZM158 225V224H157ZM183 225V224H182ZM186 225V224H185ZM186 225V227H187V229H188V227H189V229H191L192 230V227L189 225V226H187ZM198 225H201V224H197L196 225V227H198L199 228V226ZM221 225V224H220ZM220 225H218V226H220ZM238 225H240V224H238ZM247 225H249V224H247ZM247 225H246V227H247ZM253 225H255V223L253 224ZM253 225H251V226H249V227H252ZM64 226H67V227H65L64 228ZM75 226V227H76ZM129 226V227H130ZM141 226V225H140ZM148 226H151L150 224L148 225ZM147 226V227H148ZM184 226V225H183ZM222 226V225H221ZM109 227V226H108ZM111 227V226H110ZM137 228H138V226H136ZM146 227V228H147ZM155 227V226H154ZM191 227V228H190ZM196 227H194V228H196ZM237 227V226H236ZM107 228V229H106ZM145 228V229H146ZM158 228V227H157ZM184 228H185V226H184ZM199 228V229H200ZM219 228V227H218ZM217 228V229H218ZM222 228H223V226H222ZM242 228H243V226H242ZM253 229H254V227H252ZM75 229V228H74ZM77 229V228H76ZM128 229V228H127ZM134 229L136 230V228L134 227ZM139 229V228H138ZM144 229V228H143ZM150 229H152V228H150ZM156 229V228H155ZM160 229V228H159ZM186 229V230H187ZM198 229V230H199ZM225 229V228H224ZM264 229V228H263ZM125 230V229H124ZM142 230V229H141ZM148 230V229H147ZM157 231H158V229H156ZM160 230H162L164 233H165V231L163 230V228L162 229H160ZM195 230V229H194ZM196 230H197V228H196ZM242 230V229H241ZM255 230H258V229H255ZM63 231V232H62ZM75 231V230H74ZM130 231V230H129ZM140 231V230H139ZM182 231H183V229H182ZM188 231V230H187ZM244 231V230H243ZM251 231V230H250ZM254 231V230H253ZM260 231H262V230H260ZM259 231V232H260ZM127 232V231H126ZM125 232V233H126ZM138 232V231H137ZM142 232H144V231H142ZM141 232V233H142ZM158 232H160V231H158ZM163 232H160V234L161 233H163ZM190 232V231H189ZM192 232V231H191ZM197 232V231H196ZM201 231H199L198 233H200ZM205 232V233H206ZM64 233V234H65ZM122 233V235H123V231L121 232ZM134 233V232H133ZM151 233V232H150ZM186 233V231L184 232V235H186L185 234ZM188 233V232H187ZM193 233H195V232H192L191 234H193ZM202 233V232H201ZM201 233L199 234V235H201ZM210 233H208L209 235H210ZM213 233H216L215 231L213 232ZM253 233H255V232H253ZM257 233V232H256ZM262 233V232H261ZM85 234V233H84ZM127 234H129V233H127ZM131 234V233H130ZM143 234V233H142ZM147 234V233H146ZM152 234H153V231H152ZM156 233L154 232V234L153 235H155ZM191 234H189V237H191V236H193L194 237V240H193V237H192V240L193 241H195L196 240V238L197 237H195L194 236V234L193 235H191ZM196 234V236H198L197 235V233H195ZM203 234H204V232L202 233V236H203ZM207 234V233H206ZM259 234V233H258ZM257 234V236H259V237H261L260 235H263V234H260V235H258ZM53 235V234H52ZM62 235V234H61ZM117 235V234H116ZM144 235V234H143ZM152 235V236H153ZM162 235V234H161ZM191 235V236H190ZM253 235V237L254 236H256V235H254V234H252ZM119 236V235H118ZM124 236H126V241H130L129 239L127 240V237H129V235H124ZM131 236V235H130ZM147 236H149V234L147 235ZM158 236H159V234H158ZM163 236V235H162ZM164 236H165V234H164ZM182 236V235H181ZM202 236H200V237H202ZM211 236V235H210ZM256 236V237H257ZM16 238L15 239H17V236H15ZM140 237H142L141 236V234H134V236L133 237H130V238H132V240H131V244H130V242H129V247H126L127 249L124 251L123 249V251H124V253H123V256H121L120 257V259L123 257V259H121V263L123 262V263H128V264H149L150 262H151V259L153 258L152 256V253H151V257L150 258H148V253L149 252H147V254L146 255H144V254H141L144 250H142L141 249V247H140V240L142 239V238H140ZM144 237H146V236H144ZM160 237V236H159ZM199 237V236H198ZM204 237V236H203ZM202 237V238H203ZM258 237V238H259ZM264 237V236H263ZM12 238H14V237H12ZM60 238V237H59ZM70 238H72V237H70ZM85 238V237H84ZM140 238V240H138ZM147 238H149V237H147ZM153 238V241L155 242L156 240H154L155 239V237H152ZM152 238H150V239H152ZM158 238V237H157ZM163 238V237H162ZM161 238V239H162ZM167 237H165V239L166 240H169ZM257 238V239H258ZM61 239V238H60ZM107 239V238H106ZM150 239H146V240H149L150 241ZM164 239V238H163ZM162 239V240H163ZM184 239V238H183ZM191 239V238H190ZM201 239V238H200ZM200 239H198V240H200ZM223 239V238H222ZM260 239V238H259ZM258 239V240H259ZM143 241H144V239H142ZM159 240H160V238H159ZM159 240H157V241H159ZM166 240H164V241H166ZM191 240V241H192ZM197 240V241H198ZM262 240H263V238H262ZM13 241H14V239H13ZM21 241V240H20ZM123 241V240H122ZM142 241V242H143ZM148 241V243L147 244H149L150 242ZM156 241V242H157ZM164 241H163V243H164ZM192 241V242H193ZM257 240H255V242H256ZM71 242V241H70ZM85 242V241H84ZM84 242H82V243H84ZM147 242V241H146ZM155 242V243H156ZM166 242H168V241H166ZM170 242V243H171ZM191 242V243H192ZM11 243V242H10ZM18 243V242H17ZM69 243V242H68ZM79 243H81V242H79ZM116 243V242H115ZM159 243H161V241L159 242ZM170 243H166V245L167 244H169V247H171L173 244L171 243V245H170ZM180 243V242H179ZM198 243V242H197ZM202 243V242H201ZM200 243V244H201ZM19 244V243H18ZM17 244V245H18ZM61 244V243H60ZM106 244V243H105ZM117 244V243H116ZM127 244V243H126ZM142 244V243H141ZM152 244H154L153 242H152ZM194 244V243H193ZM195 244H196V241H195ZM8 245H10V244H8ZM17 245H15V243H12L9 247H6L5 248V250H3V255H4V257H3V259H0V264H6L5 262L7 261V259L8 260H10V261H13L14 263L13 264H21V263H24L25 264V262H26V255H27V253H26V251H28V249H27V247H25L26 249H23L21 246H17ZM74 245V244H73ZM85 245V244H84ZM150 245V244H149ZM148 245V246H149ZM164 245V244H163ZM178 245H181V244H177L176 245V247L175 248H177L178 247ZM197 245V244H196ZM195 245V246H196ZM203 245V244H202ZM255 245H256V243H255ZM36 246V245H35ZM59 246V245H58ZM75 246V245H74ZM107 246V245H106ZM143 246V245H142ZM146 246V245H145ZM154 246V245H153ZM158 246V245H157ZM162 246V245H161ZM165 246V245H164ZM183 246V245H182ZM193 246V245H192ZM201 246V245H200ZM258 246V245H257ZM80 247H81V244H80ZM122 247V246H121ZM120 247V248H121ZM181 247V246H180ZM194 247V246H193ZM193 247H191V248H193ZM36 248V247H35ZM79 248V247H78ZM109 248V247H108ZM125 248V247H124ZM145 248H147V247H145ZM165 249L166 248H168V245H167V247L165 246L164 247ZM172 248H173V246H172ZM172 248H168V249H171L172 250ZM174 248V249H175ZM179 248V247H178ZM177 248V249H178ZM183 249H184V246L182 247ZM181 248V249H182ZM195 248V247H194ZM4 249V248H3ZM142 250L141 252L139 251V250ZM164 249V250H165ZM167 249V250H168ZM198 249V248H197ZM237 249V248H236ZM256 248H254V250H255ZM26 250V251H25ZM75 250V249H74ZM78 250V249H77ZM122 250H121V252H122ZM155 250V249H154ZM163 250V249H162ZM180 250V249H179ZM186 250V249H185ZM251 250V249H250ZM257 250H260V249H257ZM1 251V250H0ZM114 251V250H113ZM151 251V250H150ZM170 250H168V252H169ZM174 251H176V250H174ZM193 251H195L194 249H193ZM256 251V250H255ZM254 251V252H255ZM109 252V251H108ZM155 252H156V250H155ZM172 252V251H171ZM178 252V251H177ZM177 252H175V255H176V253ZM248 252V251H247ZM31 253V252H30ZM159 253V252H158ZM158 253H157V256H158ZM173 253V252H172ZM179 253V252H178ZM180 253H183V252H181L180 251ZM197 253V252H196ZM252 253H253V250H252V252L251 251H249V253H247V255H246V257H243L244 259H242L241 260V263H245V264H251L252 263ZM261 253V252H260ZM29 254V253H28ZM107 254V253H106ZM109 254H111V252L109 253ZM122 254V253H121ZM154 254V253H153ZM169 254V253H168ZM174 254V253H173ZM173 254H172V256H173ZM189 254V253H188ZM31 255V254H30ZM41 255V254H40ZM112 255V254H111ZM120 255V253H118V256ZM164 255V254H163ZM167 255V254H166ZM178 255V254H177ZM235 255V254H234ZM33 256V255H32ZM39 256V255H38ZM60 256V257H59ZM114 256V255H113ZM116 256V255H115ZM156 256V255H155ZM160 256H162V255H160ZM186 256V255H185ZM188 256V255H187ZM252 256V257H251ZM261 256V255H260ZM40 257V256H39ZM109 257V256H108ZM167 257H169L168 255H167ZM175 258H176V256H175ZM195 258V257H194ZM218 258V257H217ZM29 259V258H28ZM27 259V261L28 262H30L29 260ZM150 259V261L148 262V260ZM154 259V258H153ZM152 259V260H153ZM177 259V258H176ZM179 259V258H178ZM123 260V261H122ZM33 261V260H32ZM156 261V260H155ZM254 261V260H253ZM35 262V261H34ZM45 262V261H44ZM51 262V261H50ZM57 262V263H56ZM88 262V261H87ZM86 262V264H89V262L87 263ZM8 263V262H7ZM36 263V262H35ZM34 263V264H35ZM49 263V262H48ZM47 263V264H48ZM91 263V262H90ZM95 263V264H96ZM9 264V263H8ZM28 264V263H27ZM31 264V263H30ZM94 264V263H93ZM118 264V263H117ZM120 264V263H119ZM152 264V263H151ZM154 264V263H153ZM175 264V263H174Z\"/></svg>", "mask_w": 264, "mask_h": 264}]
</instances>
